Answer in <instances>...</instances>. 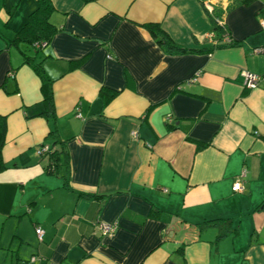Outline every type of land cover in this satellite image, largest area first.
I'll list each match as a JSON object with an SVG mask.
<instances>
[{
    "label": "crops",
    "instance_id": "0c3cea01",
    "mask_svg": "<svg viewBox=\"0 0 264 264\" xmlns=\"http://www.w3.org/2000/svg\"><path fill=\"white\" fill-rule=\"evenodd\" d=\"M214 1L222 39L200 0H51L40 44L12 42L37 0H0V264H264V0Z\"/></svg>",
    "mask_w": 264,
    "mask_h": 264
},
{
    "label": "trees",
    "instance_id": "16d2710c",
    "mask_svg": "<svg viewBox=\"0 0 264 264\" xmlns=\"http://www.w3.org/2000/svg\"><path fill=\"white\" fill-rule=\"evenodd\" d=\"M252 1L253 0H234L233 3L235 6L241 4L247 5ZM52 10L53 5L51 0H37L36 9L30 14L24 27L17 32L12 42H16L17 40L22 38V36H29V38L31 39L30 43H35V41L40 42V44L48 43L51 40L54 32L56 31V28L49 21V16ZM221 17L222 16L218 11H214V14L210 15L213 28L215 29L220 39H222L226 35V28L221 22ZM146 28L155 38H157V43L166 48L167 51L172 53H186L189 51L188 49L173 42L172 39L160 28L158 24H148L146 25ZM218 45L219 44L217 43L216 46ZM207 50H211V48H208ZM201 51H205V49H202ZM22 53L23 62L29 63L41 80V92L43 95V102L46 106V117L48 119L53 118V120H55L54 98L52 92L53 80L42 69L40 62L32 63V61L30 60L32 59L31 56L27 55L25 52ZM104 93L106 94V92ZM112 96L113 95L111 94V97ZM56 129L57 128L54 126L50 130V142L52 144V151L45 154L50 161V165L48 166L50 172L55 171L58 167V164H62V162L63 164H65L67 161L66 152L63 145L64 142L60 138H58ZM5 134L6 117L0 115V164L2 163L1 150L5 143Z\"/></svg>",
    "mask_w": 264,
    "mask_h": 264
},
{
    "label": "built area",
    "instance_id": "2783aa9c",
    "mask_svg": "<svg viewBox=\"0 0 264 264\" xmlns=\"http://www.w3.org/2000/svg\"><path fill=\"white\" fill-rule=\"evenodd\" d=\"M200 1L203 7L205 8L206 12H208L209 15H213L215 11L214 9L215 1L214 0H200ZM242 75L244 77V84L247 88L252 89L257 86L258 81H259L258 75L252 72H249V71H244ZM51 151H52V148L48 144L41 145L37 150L38 154L41 156L47 153H50ZM244 175L245 173L242 172L241 176H239L237 180L234 182L233 188H232L233 191L239 192L244 188V182H243ZM115 229H116V226L114 224L102 223V222L98 223V230L102 237H108L112 235ZM35 233H36L38 240L41 241L43 238L44 230L40 227H36Z\"/></svg>",
    "mask_w": 264,
    "mask_h": 264
}]
</instances>
